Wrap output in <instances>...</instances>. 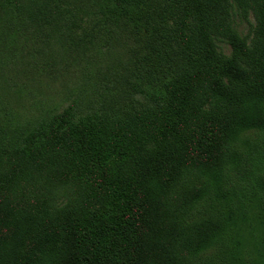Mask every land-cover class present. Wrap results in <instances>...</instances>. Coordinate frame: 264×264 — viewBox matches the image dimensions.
Wrapping results in <instances>:
<instances>
[{"label":"trees","instance_id":"obj_1","mask_svg":"<svg viewBox=\"0 0 264 264\" xmlns=\"http://www.w3.org/2000/svg\"><path fill=\"white\" fill-rule=\"evenodd\" d=\"M107 3L103 26L144 23L142 58L102 108L0 126V264H264L231 190L264 136V0ZM100 4L0 0V45L67 34L78 5Z\"/></svg>","mask_w":264,"mask_h":264},{"label":"rangeland","instance_id":"obj_2","mask_svg":"<svg viewBox=\"0 0 264 264\" xmlns=\"http://www.w3.org/2000/svg\"><path fill=\"white\" fill-rule=\"evenodd\" d=\"M107 7V0L90 10L78 5L76 22L67 34L20 35L10 53L0 45V126H26L71 101L83 110L92 104L104 106L106 102L101 101L116 90V78L127 72L126 65L138 63L145 49L139 36L144 23L132 24L139 28L134 33L113 24L103 26L101 18L111 9ZM253 23L252 14L236 17L242 34L250 32ZM151 82L143 86L151 89L155 81ZM249 143H255L250 154L231 171V190L237 194V204L245 205L248 213L240 212L245 220L244 243L250 256L256 257L257 243L264 242V136L251 137Z\"/></svg>","mask_w":264,"mask_h":264}]
</instances>
